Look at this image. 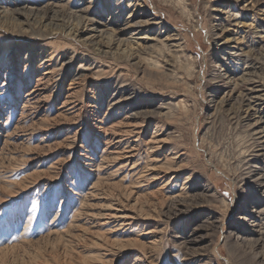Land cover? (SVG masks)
Masks as SVG:
<instances>
[{
    "label": "rangeland",
    "instance_id": "rangeland-1",
    "mask_svg": "<svg viewBox=\"0 0 264 264\" xmlns=\"http://www.w3.org/2000/svg\"><path fill=\"white\" fill-rule=\"evenodd\" d=\"M262 148L264 0H0V264H264Z\"/></svg>",
    "mask_w": 264,
    "mask_h": 264
},
{
    "label": "bare ground",
    "instance_id": "bare-ground-1",
    "mask_svg": "<svg viewBox=\"0 0 264 264\" xmlns=\"http://www.w3.org/2000/svg\"><path fill=\"white\" fill-rule=\"evenodd\" d=\"M261 150V149H260ZM262 150H264V148H262ZM260 181V180H259ZM258 181V182H259ZM262 184H264V183H262ZM261 185V184H260ZM264 190V189H263ZM264 215V214H263ZM262 218V217H261ZM260 219V218H259ZM261 222V221H260ZM262 224V223H261ZM264 225V224H263ZM262 226V225H261ZM262 229V228H261ZM264 231V230H263Z\"/></svg>",
    "mask_w": 264,
    "mask_h": 264
}]
</instances>
